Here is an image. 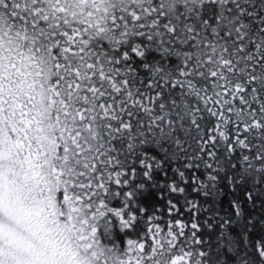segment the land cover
Masks as SVG:
<instances>
[{
	"label": "snow or ice",
	"instance_id": "snow-or-ice-1",
	"mask_svg": "<svg viewBox=\"0 0 264 264\" xmlns=\"http://www.w3.org/2000/svg\"><path fill=\"white\" fill-rule=\"evenodd\" d=\"M0 264H264V0H0Z\"/></svg>",
	"mask_w": 264,
	"mask_h": 264
}]
</instances>
